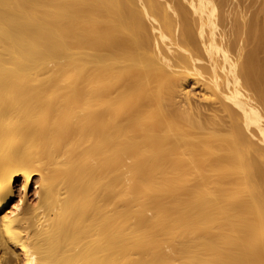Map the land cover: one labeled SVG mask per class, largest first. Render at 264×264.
Listing matches in <instances>:
<instances>
[{
    "label": "bare ground",
    "instance_id": "1",
    "mask_svg": "<svg viewBox=\"0 0 264 264\" xmlns=\"http://www.w3.org/2000/svg\"><path fill=\"white\" fill-rule=\"evenodd\" d=\"M0 264H264V0H0Z\"/></svg>",
    "mask_w": 264,
    "mask_h": 264
},
{
    "label": "rangeland",
    "instance_id": "2",
    "mask_svg": "<svg viewBox=\"0 0 264 264\" xmlns=\"http://www.w3.org/2000/svg\"><path fill=\"white\" fill-rule=\"evenodd\" d=\"M186 92H188V97L190 98L191 102L194 104H200V100L203 97L204 91L202 88L198 85L188 84L186 86ZM37 185L32 184L28 188H23L20 184L16 185V194H15V200H25L27 203L32 202L36 199L38 194H35V189Z\"/></svg>",
    "mask_w": 264,
    "mask_h": 264
}]
</instances>
